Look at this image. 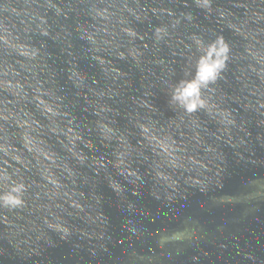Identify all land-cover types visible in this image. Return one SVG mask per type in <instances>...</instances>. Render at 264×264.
Returning a JSON list of instances; mask_svg holds the SVG:
<instances>
[{
  "label": "clouds",
  "instance_id": "1",
  "mask_svg": "<svg viewBox=\"0 0 264 264\" xmlns=\"http://www.w3.org/2000/svg\"><path fill=\"white\" fill-rule=\"evenodd\" d=\"M72 2L24 0L19 8L0 2V239L24 258L40 256L44 244L54 246V235L61 241L74 235L89 242L110 239L97 192L101 179L126 204L128 233L142 236L134 219L138 201L128 199L129 191L139 197L150 186L156 200L171 205L186 199L190 188L222 186V146L248 149L249 125L264 129V0H229L231 7L191 0L206 18L215 17L219 32L163 0L160 6L78 0L76 8ZM182 2L190 7L189 0ZM77 11L81 20L69 31L63 22ZM76 40L85 42L80 55ZM49 42L67 57L64 81L71 96L45 62ZM81 56L98 73L83 71ZM177 56L184 63L179 78L172 67ZM238 61L245 62L236 77L243 95L232 99L248 118L225 104L221 89ZM157 86L167 95L168 119L151 101ZM82 113L92 120L85 122ZM255 139L264 146V131ZM252 184L255 190L246 195L213 201L264 200V180ZM202 232L189 217L179 229L158 231L156 242L164 249L198 241Z\"/></svg>",
  "mask_w": 264,
  "mask_h": 264
},
{
  "label": "water",
  "instance_id": "2",
  "mask_svg": "<svg viewBox=\"0 0 264 264\" xmlns=\"http://www.w3.org/2000/svg\"><path fill=\"white\" fill-rule=\"evenodd\" d=\"M0 2L11 3L19 8L23 6L24 0H0ZM142 2L149 6L161 5V0H142ZM77 3L78 0H73L71 6L76 8ZM217 4L231 7L229 0H217ZM163 5L174 6L178 11H192L197 17L196 23L202 28L221 31L222 26L215 22V17L206 18L204 12L197 9L191 0L188 8H184L182 0L175 2L163 0ZM80 20L81 16L77 11L76 16L70 17L63 24L70 31ZM141 27L143 29L146 26ZM223 33L230 42L236 41L227 28H223ZM75 43L77 54L80 55L85 42L76 40ZM238 47L239 51H243L242 44ZM167 52L168 50L165 49L161 55L166 56ZM168 59L171 61L173 58L168 56ZM66 60L67 57L61 53L60 46L49 42L45 62L57 74L61 84H65ZM175 60L177 63L172 67L175 68L179 78L183 74L184 63L179 56L175 57ZM244 63L238 61L230 65L228 80L221 81V89L227 94L225 104L233 108L239 107L240 115L248 118L250 114L244 111L239 101L232 99L243 95L241 83L236 77L240 75L239 65ZM80 67L90 74L99 71L98 67H93L91 62L82 56ZM156 71L159 72V68ZM65 86L71 96V85L65 84ZM135 86L140 87L138 75ZM153 91L156 95L151 97V101L164 114L161 119L170 118L173 113L168 109L166 93L159 86ZM81 115L85 122L92 120L86 113ZM121 123L124 124L123 120ZM249 128L253 136L248 149H237L227 144L222 146L226 160L224 171L218 178L222 186L214 183L208 192L190 188L185 193L186 199L177 197V201L171 205L156 200L150 194V186L142 189L139 197L133 196L130 191L127 193L129 200L138 201V211L134 214V219L137 225L143 226L142 236H131L128 233L126 222L130 214L126 204L101 179L98 182L97 192L102 197V210L108 219L107 236L110 239L89 242L74 235L71 240L61 241L54 235L55 245H42L41 255L31 258L17 254L6 239H0V248L4 249L3 254H0V264H36L37 261L39 264H264V200L236 203L213 201V197L219 199L225 196L246 195L255 190L253 181L264 180V146L255 139L256 134L264 129L256 127L254 122ZM53 146L59 149V145ZM238 152L243 154V158L237 155ZM131 187L133 186L130 185L129 188ZM144 209H147V212H144ZM189 217L198 222L203 229V232L199 233L201 238L193 242L169 244L161 249L156 242L157 232L179 229ZM133 242L134 247H132ZM101 245H105L107 251ZM93 248L96 249L95 255L92 252ZM177 249H180L179 254ZM133 252L137 254V258H132ZM139 256L145 259L140 260Z\"/></svg>",
  "mask_w": 264,
  "mask_h": 264
}]
</instances>
